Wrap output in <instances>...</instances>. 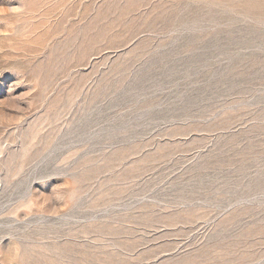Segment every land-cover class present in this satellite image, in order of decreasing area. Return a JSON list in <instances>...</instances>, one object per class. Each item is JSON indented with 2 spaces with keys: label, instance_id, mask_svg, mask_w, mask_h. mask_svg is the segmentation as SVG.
Masks as SVG:
<instances>
[{
  "label": "rangeland",
  "instance_id": "374dc122",
  "mask_svg": "<svg viewBox=\"0 0 264 264\" xmlns=\"http://www.w3.org/2000/svg\"><path fill=\"white\" fill-rule=\"evenodd\" d=\"M0 264H264V0H0Z\"/></svg>",
  "mask_w": 264,
  "mask_h": 264
}]
</instances>
